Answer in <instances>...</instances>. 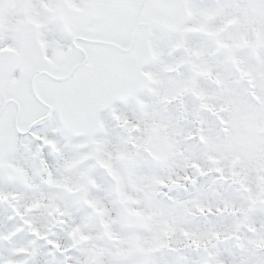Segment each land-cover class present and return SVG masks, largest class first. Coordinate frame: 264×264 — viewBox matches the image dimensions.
<instances>
[{
    "label": "snow or ice",
    "instance_id": "6c2138e0",
    "mask_svg": "<svg viewBox=\"0 0 264 264\" xmlns=\"http://www.w3.org/2000/svg\"><path fill=\"white\" fill-rule=\"evenodd\" d=\"M0 264H264V0H0Z\"/></svg>",
    "mask_w": 264,
    "mask_h": 264
}]
</instances>
